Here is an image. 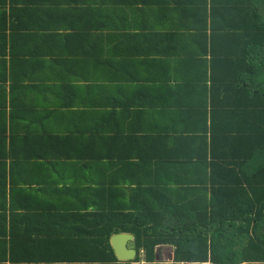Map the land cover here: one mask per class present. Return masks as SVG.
Masks as SVG:
<instances>
[{
  "label": "crops",
  "instance_id": "0c3cea01",
  "mask_svg": "<svg viewBox=\"0 0 264 264\" xmlns=\"http://www.w3.org/2000/svg\"><path fill=\"white\" fill-rule=\"evenodd\" d=\"M106 1L96 8L103 15L85 20L84 29L74 25L66 4L50 7L55 12L46 17L8 22L7 46L0 47V264H96L90 238L96 239L95 215L111 217L134 201L157 202L158 194L188 205L205 198L192 190L211 177V162L168 160L192 157L193 151L178 149L193 145L180 138L202 136L193 117H180L162 131L154 112L137 106L218 103L209 83L200 87L203 96L177 95L198 71L185 69L178 56L206 58L202 40L198 46L193 41L201 24L210 23V7L250 0ZM25 3L32 12L53 0ZM203 7L207 22L195 15ZM169 35L178 43L164 41ZM219 167L215 181L227 180L231 167ZM191 211L184 207L174 217ZM132 237L126 246L136 250L137 260L141 253ZM231 247L219 252L221 263L264 257V247L243 249L245 255L243 243ZM158 249L157 263L177 264L174 246ZM113 252L120 264L134 261Z\"/></svg>",
  "mask_w": 264,
  "mask_h": 264
},
{
  "label": "trees",
  "instance_id": "16d2710c",
  "mask_svg": "<svg viewBox=\"0 0 264 264\" xmlns=\"http://www.w3.org/2000/svg\"><path fill=\"white\" fill-rule=\"evenodd\" d=\"M250 3L210 7V23L201 24L193 41L198 46L202 40L206 58L204 55L178 56L185 69L198 71L195 81L185 80L177 95L183 97L195 92L203 96L205 91L200 87L209 83L212 98L218 103L137 106L139 111L154 112L157 130L162 131L176 126L180 117H193L191 121L202 136L180 138L192 141L193 145H181L178 149L193 151L192 157L166 158L178 163L193 161V166L211 162V177L192 190V193L199 190L200 195L205 193L203 202L195 200L188 205L186 199L179 198L163 201L158 194L154 199L157 202L134 201L131 207L123 206L111 217L95 215L96 221L91 223L96 228V239L90 238L98 252L94 257L96 264H120L110 245L111 236L117 233L132 234L138 253L144 251L146 259L153 263H157L158 247L163 245L174 246L177 263L223 264L219 252L227 254L226 250L231 251L235 244L239 247L244 244L240 249L243 255L246 250L263 249L264 232L259 228L264 225V0H250ZM59 4L69 6L68 16L73 17L74 25L81 29L85 20L89 23L92 16L103 15V10L96 9L99 4L109 5L106 0H60ZM59 4L53 0V4H40L31 12L32 4L25 0H0V47L7 46L8 22L16 25L14 21L29 16L50 14L55 12L50 7L57 8ZM195 15L207 22L204 7L195 10ZM171 39L178 43L176 36L164 37V41ZM219 125L224 128L215 127ZM233 127L239 129H231ZM221 164L231 167L229 178L215 181L216 172L222 171ZM136 194L134 190L132 196ZM184 207L192 211L174 217V213ZM237 236L246 240L239 242L235 240ZM244 259L240 264L264 262L262 256H245Z\"/></svg>",
  "mask_w": 264,
  "mask_h": 264
},
{
  "label": "water",
  "instance_id": "95a60500",
  "mask_svg": "<svg viewBox=\"0 0 264 264\" xmlns=\"http://www.w3.org/2000/svg\"><path fill=\"white\" fill-rule=\"evenodd\" d=\"M133 239L131 234L127 233H119L115 234L111 238L112 247L121 261H131L134 260L136 257V250L135 249H128L127 243Z\"/></svg>",
  "mask_w": 264,
  "mask_h": 264
},
{
  "label": "built area",
  "instance_id": "2783aa9c",
  "mask_svg": "<svg viewBox=\"0 0 264 264\" xmlns=\"http://www.w3.org/2000/svg\"><path fill=\"white\" fill-rule=\"evenodd\" d=\"M140 253H141L140 259L131 261V264H160V263H153V262L148 261L146 259L144 251H141ZM177 264H209V263H189V262H185L184 263V262H180V263H177Z\"/></svg>",
  "mask_w": 264,
  "mask_h": 264
},
{
  "label": "rangeland",
  "instance_id": "374dc122",
  "mask_svg": "<svg viewBox=\"0 0 264 264\" xmlns=\"http://www.w3.org/2000/svg\"><path fill=\"white\" fill-rule=\"evenodd\" d=\"M130 245H131V243H130Z\"/></svg>",
  "mask_w": 264,
  "mask_h": 264
}]
</instances>
